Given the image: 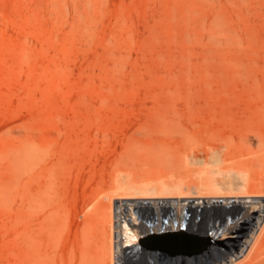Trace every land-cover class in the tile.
I'll list each match as a JSON object with an SVG mask.
<instances>
[{
    "label": "rangeland",
    "instance_id": "obj_1",
    "mask_svg": "<svg viewBox=\"0 0 264 264\" xmlns=\"http://www.w3.org/2000/svg\"><path fill=\"white\" fill-rule=\"evenodd\" d=\"M256 201L264 0H0V264H151L166 210L226 243ZM248 226L215 264H264Z\"/></svg>",
    "mask_w": 264,
    "mask_h": 264
},
{
    "label": "bare ground",
    "instance_id": "obj_2",
    "mask_svg": "<svg viewBox=\"0 0 264 264\" xmlns=\"http://www.w3.org/2000/svg\"><path fill=\"white\" fill-rule=\"evenodd\" d=\"M203 196H205V193L203 194ZM255 203H257V205L260 206V210H259L260 216L257 220V223L255 222L254 225L251 224L248 226V222L252 221L254 218V215L252 214V212H254L253 209H251V208H239V209H237V211L235 212V214L232 217L234 222L231 225V228L229 231L230 235L233 232H236L237 236L234 239H229L228 242H226V243H225V238L227 236V233H226L225 228L228 226L231 218L229 217V215L227 213L224 212L225 210H223V209H221V210L219 209L215 213H210L209 215H206V210H205V211H201V214L199 215V218L202 219V223L200 221L201 225L198 229V235L201 238V241H200L201 249L198 253H195V254L190 253L189 255L180 256L177 258H170V257L162 256L161 254L154 252V250H152L146 243L145 246L143 245V251L144 252L141 254L144 255L148 261L152 260V261H150L151 264H153L152 262H156V264H158L159 262H165V264H180V263L190 264L189 261H195L201 257L202 258H201L200 264L219 263L222 256L228 254L229 252H231L232 250H234L236 248L239 241L241 240L242 233L247 229V226H248V231L245 234L244 239L242 241L243 244L251 242L253 239V236L255 235L257 230L263 224V222H264V201H256ZM189 205H197L201 208H204L205 207V201L202 200L201 198H198L197 200L195 199V200L191 201L189 203ZM244 212H246V214L243 215L242 217H240L241 214H243ZM204 213H205V218H203ZM126 216L129 217V220H127V223H128L132 219V216H130V215H126ZM153 216L155 217V214H153ZM169 217L172 218V213L170 211L166 210L164 212V218H166L164 225L166 227H165V229L162 228L163 233L157 232L156 234H159V235L162 234V235L166 236L169 233L174 232L176 234L183 236L185 239L193 240V241L197 240V242H199V240H198L199 237H197L198 235L197 236L195 235L196 227H195L194 219L189 221L190 224H188L186 222L183 226L178 227L177 226L178 221H176V220L173 221V219L170 220ZM212 217L216 218L218 223L220 225H222L221 227L223 229L220 230L222 232L220 234L219 239H217L216 241L214 240L217 237L216 236V234L218 233V231H217V233H215V234L213 233L215 236L214 239L211 242H209L210 241L209 236L206 235L208 233L207 229L209 227H208V224H206V221ZM238 217H240V218L237 220ZM171 227H172V229L170 230ZM178 228H179V230H178ZM169 230H170V232L168 233ZM205 231L207 233H205ZM126 234H128V233H126ZM205 235H206L207 239L205 238ZM242 243H241V246H242ZM222 244H224L223 249L221 247ZM203 252H205V253H203Z\"/></svg>",
    "mask_w": 264,
    "mask_h": 264
},
{
    "label": "water",
    "instance_id": "obj_3",
    "mask_svg": "<svg viewBox=\"0 0 264 264\" xmlns=\"http://www.w3.org/2000/svg\"><path fill=\"white\" fill-rule=\"evenodd\" d=\"M147 245L154 250V252L165 257L177 258L198 253L201 245L193 240L185 239L183 236L174 232L168 235H154L147 241Z\"/></svg>",
    "mask_w": 264,
    "mask_h": 264
},
{
    "label": "built area",
    "instance_id": "obj_4",
    "mask_svg": "<svg viewBox=\"0 0 264 264\" xmlns=\"http://www.w3.org/2000/svg\"><path fill=\"white\" fill-rule=\"evenodd\" d=\"M117 249H118L117 251H119V248H117ZM122 261H123V260H122ZM122 261H121V262H122ZM119 262H120V261H119ZM123 264H124V262H123Z\"/></svg>",
    "mask_w": 264,
    "mask_h": 264
}]
</instances>
